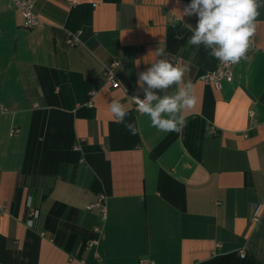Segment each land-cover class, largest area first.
I'll use <instances>...</instances> for the list:
<instances>
[{
	"label": "crops",
	"instance_id": "0c3cea01",
	"mask_svg": "<svg viewBox=\"0 0 264 264\" xmlns=\"http://www.w3.org/2000/svg\"><path fill=\"white\" fill-rule=\"evenodd\" d=\"M9 1L0 0V264H264V24L233 80L215 88L201 77L217 61L187 44L197 18L172 12L191 0H28L43 22L34 29ZM158 47L187 67L197 98L179 133L153 128L124 92L137 93ZM113 60L117 89L104 78ZM113 99L137 135L115 122ZM100 196L104 220L86 209Z\"/></svg>",
	"mask_w": 264,
	"mask_h": 264
},
{
	"label": "clouds",
	"instance_id": "9594fccd",
	"mask_svg": "<svg viewBox=\"0 0 264 264\" xmlns=\"http://www.w3.org/2000/svg\"><path fill=\"white\" fill-rule=\"evenodd\" d=\"M261 8L264 0H191L182 11L174 8L172 12H178L180 18H197L195 27L189 24L192 33L187 40L189 46H203L209 57L231 65L247 59L252 38L258 26L264 24V20L258 19ZM155 55L157 59L139 72L136 81L139 90L132 99L136 111L147 116L153 128L179 133L187 124L185 113L197 103L194 86L184 79L187 67L170 59L165 49L158 47ZM109 110L116 123L123 124L131 135L138 134L136 124L127 119L129 113L124 103L113 99Z\"/></svg>",
	"mask_w": 264,
	"mask_h": 264
},
{
	"label": "built area",
	"instance_id": "2783aa9c",
	"mask_svg": "<svg viewBox=\"0 0 264 264\" xmlns=\"http://www.w3.org/2000/svg\"><path fill=\"white\" fill-rule=\"evenodd\" d=\"M7 9L17 12L21 15L23 20V26L28 29H34V28H40L43 25V22L38 18L36 13L33 11V4L28 0H10L7 3ZM80 32L70 36L66 41L67 44L70 46H74L79 42V36ZM216 60V59H215ZM217 61V60H216ZM218 69L214 72L206 73L204 74L201 79L207 83L212 84L215 88H221L222 82H231L233 80V67L236 64L231 65H225L217 61ZM121 64L113 60L108 66L105 67L104 70V78L107 83L111 85L112 88L117 89L120 87V84L117 80V77L115 75V69L120 67ZM125 94L130 99L134 110L136 111V105L132 99V95H135L136 93H132L128 90L124 91ZM141 98H143V94H141ZM8 112V109L5 106L0 105V114H5ZM19 133V129L15 126H13L9 131V136H16ZM209 134H216V130L214 128H211L209 131ZM99 210L102 220L106 217V207L103 202V197L100 196L95 203L89 204L86 209L92 210V209ZM95 233H100V228L94 229ZM97 240H92L88 243V247L96 246ZM95 256L98 258V255L95 254ZM139 264H151L148 260H140Z\"/></svg>",
	"mask_w": 264,
	"mask_h": 264
},
{
	"label": "trees",
	"instance_id": "16d2710c",
	"mask_svg": "<svg viewBox=\"0 0 264 264\" xmlns=\"http://www.w3.org/2000/svg\"><path fill=\"white\" fill-rule=\"evenodd\" d=\"M93 190H95V192H97V193H100L99 187L97 189L95 187H93Z\"/></svg>",
	"mask_w": 264,
	"mask_h": 264
}]
</instances>
